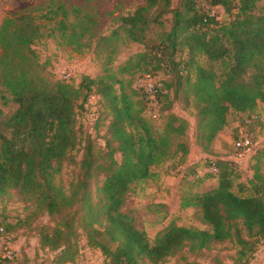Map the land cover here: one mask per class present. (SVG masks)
Wrapping results in <instances>:
<instances>
[{
    "label": "trees",
    "instance_id": "1",
    "mask_svg": "<svg viewBox=\"0 0 264 264\" xmlns=\"http://www.w3.org/2000/svg\"><path fill=\"white\" fill-rule=\"evenodd\" d=\"M141 1L132 12L119 17V25L109 37L89 30L87 19L76 16L77 23H68L70 11L63 6L45 13L44 18L55 22L48 32L27 11L2 20L0 86L9 97L1 98L16 107L7 115L0 108V199L14 189L22 200L31 202L33 218L59 216L77 208L74 214L81 213L87 245L100 250L109 264H160L184 248L210 250L225 241L237 247L232 264H250L264 242V179L257 169L248 185L235 183L234 161L214 157L216 185L188 201L200 208L208 229L169 225L150 242L121 211L131 185L149 178L151 166L177 153L184 163L189 155L185 141L188 121L175 114L170 104L161 117L164 77L157 94L158 115L153 118L160 120L156 126L143 114L148 100L141 89L143 106L122 86L117 91L114 84L120 81L113 75L96 79L85 75L78 84L54 81L45 76L39 62L35 47L52 36L55 28L78 51L91 46L80 40L86 33L98 40L122 36L143 48L120 68L122 73L157 76L165 70L175 81L176 91L190 90L198 104L196 128L204 147L225 128L230 112L241 114L238 126H245V120L257 114L258 102L264 104V0ZM215 7L221 8V15ZM114 52L115 46L109 54ZM197 56L218 64V72L201 65ZM92 95L109 115L104 149L96 153L95 137L77 119ZM82 133L87 138L77 161L73 152L81 144ZM64 163L79 168L67 189L56 180ZM99 175L103 179L94 200L91 182ZM74 218L62 216V222L51 230L40 228L39 243L55 252V264H79L73 242ZM8 226L0 221V234H7ZM213 264L227 263L216 258Z\"/></svg>",
    "mask_w": 264,
    "mask_h": 264
},
{
    "label": "rangeland",
    "instance_id": "2",
    "mask_svg": "<svg viewBox=\"0 0 264 264\" xmlns=\"http://www.w3.org/2000/svg\"><path fill=\"white\" fill-rule=\"evenodd\" d=\"M141 2V0H0V24L9 14L27 11L33 14L37 22L43 25V30L48 32L55 26V22L44 18L45 13L58 6H63L70 11L68 23H77L76 16L87 19L86 25L89 30H93L98 36L109 37L119 25V17L132 12ZM214 10L221 13L219 7H215ZM55 29L52 36H46L35 47L39 62L44 65L46 77L54 81H72L78 84L81 77L85 75L93 79L103 75H113L114 79L120 81L114 84L117 91L118 87L122 86L126 92L133 93L134 101L142 106L145 105V95L139 89L137 81L141 74L138 71L123 73L120 71L131 56L143 49L141 45L128 39L125 40L122 36L115 39L98 40L97 37L90 38L89 33H86L80 40L91 43V46L78 51L75 48L76 44H67ZM114 46L115 52L110 55L109 51ZM197 60L201 65L211 66L218 72V64L211 63L203 56H197ZM190 74L193 78V69ZM65 75H68V78L64 77ZM157 77H164L166 83L170 84L169 87L166 84L162 92L161 117L166 113L165 107L170 104L175 114L188 121L185 141L189 149V159L187 158L188 160L182 163L180 153L174 154L159 164L151 166V176L133 183L130 187L121 211L132 219L136 228L145 232L150 242H153L158 233L169 225L209 228V225L201 218L200 208L188 204L193 195L209 190L213 187L211 183L216 181V176L210 172L208 167V158L220 156L233 160L238 176L235 183L244 182L248 185L256 169L264 179L263 103L258 102L256 118L250 120L251 131L249 132L255 143L252 153L242 159H236L234 142L246 133H242L245 126H238V124L241 125L239 121L241 114L230 112L225 128L217 133L209 145L204 147L205 144L198 140L196 128L198 104L194 101L190 90L183 91L181 88L176 91L175 81L165 70ZM3 95L9 97L0 86V108L7 115L16 106L10 100L1 98ZM145 108L143 112L145 118L159 126L160 120H153L150 117L151 106L147 104ZM99 113L100 118H98ZM107 113L103 105L99 106L94 95L85 104L84 109L78 113V123L86 132H90L95 137L92 141L95 153L104 149V137L109 120ZM85 133L81 134V144L73 152L77 161L81 158V149L87 138ZM203 148L206 150H202ZM116 156L119 158V155ZM78 171L77 164L64 163L56 180L67 189L70 181L75 180ZM102 179L103 176L99 175L91 182L94 200L98 195L96 187L101 185ZM30 205L31 202L22 200L14 189H10L9 193L0 199V221L9 225L7 234L20 247V257L5 264H55L56 254L39 243V231L41 227L51 230L56 224L62 222V216L68 219L75 217L73 242L76 241L75 246L78 249V263L84 264L89 261V264H109L100 250L87 245V232L80 226L81 213L74 214L77 208H70L59 216L41 215L33 218L30 215L32 210ZM236 249V245L228 241L218 243L210 250L198 252H190L184 248L175 255L167 257L160 264H184L185 262L213 264L216 258L232 264ZM143 264L151 263L144 262ZM250 264H264V242L258 246Z\"/></svg>",
    "mask_w": 264,
    "mask_h": 264
},
{
    "label": "built area",
    "instance_id": "3",
    "mask_svg": "<svg viewBox=\"0 0 264 264\" xmlns=\"http://www.w3.org/2000/svg\"><path fill=\"white\" fill-rule=\"evenodd\" d=\"M64 77L68 78V75ZM139 89H141L146 94V99L148 104L151 106L152 111L150 112L152 118H157L158 115V98L157 94L162 87L161 78L153 76L150 74H143L138 78ZM256 115L245 120V129L242 131L246 132L242 134L235 142V157L236 159H242L243 157L249 156L252 153V150L255 146L254 141L250 135V120L255 119ZM251 131V130H250ZM210 165L209 169L214 175L218 172V169L215 164V159L210 158L208 160ZM0 232H3L0 228ZM20 257V247L12 239L11 236L5 233L0 234V262L4 261H14ZM84 264H89V261H86Z\"/></svg>",
    "mask_w": 264,
    "mask_h": 264
},
{
    "label": "crops",
    "instance_id": "4",
    "mask_svg": "<svg viewBox=\"0 0 264 264\" xmlns=\"http://www.w3.org/2000/svg\"><path fill=\"white\" fill-rule=\"evenodd\" d=\"M189 159V158H188ZM187 159V160H188ZM205 183V182H204ZM212 185H213V187L216 185V181H213L212 183H211ZM200 186H202V184L200 185Z\"/></svg>",
    "mask_w": 264,
    "mask_h": 264
}]
</instances>
